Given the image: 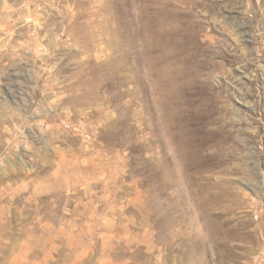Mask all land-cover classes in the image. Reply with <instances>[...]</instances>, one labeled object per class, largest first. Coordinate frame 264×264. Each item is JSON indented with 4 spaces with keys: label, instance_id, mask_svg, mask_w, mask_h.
<instances>
[{
    "label": "rangeland",
    "instance_id": "1",
    "mask_svg": "<svg viewBox=\"0 0 264 264\" xmlns=\"http://www.w3.org/2000/svg\"><path fill=\"white\" fill-rule=\"evenodd\" d=\"M0 264H264V0H0Z\"/></svg>",
    "mask_w": 264,
    "mask_h": 264
}]
</instances>
